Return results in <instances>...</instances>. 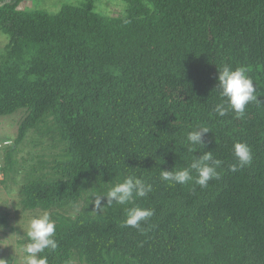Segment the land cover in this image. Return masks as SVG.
Here are the masks:
<instances>
[{"label":"trees","instance_id":"obj_1","mask_svg":"<svg viewBox=\"0 0 264 264\" xmlns=\"http://www.w3.org/2000/svg\"><path fill=\"white\" fill-rule=\"evenodd\" d=\"M96 1L55 13L0 5V117L25 111L2 171L17 177L15 148L37 135L44 148L18 197L23 211L56 221L58 246L41 255L48 264H264V0H117V16ZM224 64L245 66L256 86L243 118L213 111ZM197 126L210 132L193 153L185 141ZM237 141L253 161L233 172ZM203 151L223 161L208 187L160 178ZM129 175L152 191L95 205ZM132 206L155 215L126 227Z\"/></svg>","mask_w":264,"mask_h":264},{"label":"clouds","instance_id":"obj_2","mask_svg":"<svg viewBox=\"0 0 264 264\" xmlns=\"http://www.w3.org/2000/svg\"><path fill=\"white\" fill-rule=\"evenodd\" d=\"M252 78L248 75L245 66L233 68L229 64H224L218 69V87L220 89L221 100L213 109L218 117H224L229 112H234L237 118H243L246 106L253 101H257L256 86ZM210 132L205 126H197L189 131L185 143L189 152H196L204 149V135ZM233 155L236 163L230 165V170L236 172L248 166L253 161L251 146L246 142L237 141L233 144ZM223 161L215 159L212 151H203L195 158L189 167L176 168L172 170H161L160 178L163 181L183 185L190 181H195L202 188L208 187L210 180L218 179ZM195 173V176L193 175ZM152 191V184L142 177L135 175L127 176L122 182L116 183L105 196L96 200L97 207L103 206V199L106 204L116 203L119 205L131 204L136 198H143ZM155 215L152 208H142L132 206L126 209V219L124 226L141 229V223L146 222ZM2 228V226H0ZM56 232V221L53 220L47 211L38 216L30 218L27 226V237L29 242L24 248V264H48L47 256L41 255L46 249L55 250L58 246L54 239ZM0 264H5V260L0 259Z\"/></svg>","mask_w":264,"mask_h":264},{"label":"rangeland","instance_id":"obj_3","mask_svg":"<svg viewBox=\"0 0 264 264\" xmlns=\"http://www.w3.org/2000/svg\"><path fill=\"white\" fill-rule=\"evenodd\" d=\"M29 9H42L48 13H55L61 5L75 3L77 0H30ZM29 4V3H28ZM95 8L103 14L117 16L124 9V4L117 0H97ZM7 42V37L0 32V48ZM25 115L19 110L12 115L0 117V215L5 222H0V259L5 264H24L27 226L30 218L40 215L39 211H23L19 205L18 190L30 166L35 165V155L42 153L43 145H36L39 138L29 133L22 143L16 146L13 153L18 162L20 173L12 180L5 179L3 175L4 152L14 144L19 123ZM72 264H83L73 259Z\"/></svg>","mask_w":264,"mask_h":264},{"label":"flooded vegetation","instance_id":"obj_4","mask_svg":"<svg viewBox=\"0 0 264 264\" xmlns=\"http://www.w3.org/2000/svg\"><path fill=\"white\" fill-rule=\"evenodd\" d=\"M15 1H18V6L19 8L21 7H24L25 6V9L28 8V3L30 0H0V5L1 4H4V3H14Z\"/></svg>","mask_w":264,"mask_h":264},{"label":"water","instance_id":"obj_5","mask_svg":"<svg viewBox=\"0 0 264 264\" xmlns=\"http://www.w3.org/2000/svg\"><path fill=\"white\" fill-rule=\"evenodd\" d=\"M31 2L32 1H29L28 8H31V6H32V3ZM16 10H18V11H24L25 10V6L24 7H21V8L16 7Z\"/></svg>","mask_w":264,"mask_h":264}]
</instances>
